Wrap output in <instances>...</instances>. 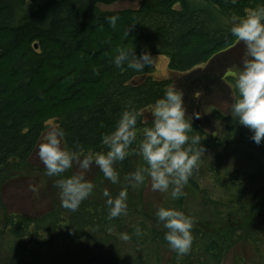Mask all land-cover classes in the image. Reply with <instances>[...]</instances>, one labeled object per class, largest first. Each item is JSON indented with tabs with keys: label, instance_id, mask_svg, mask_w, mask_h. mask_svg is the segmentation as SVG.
<instances>
[{
	"label": "trees",
	"instance_id": "1",
	"mask_svg": "<svg viewBox=\"0 0 264 264\" xmlns=\"http://www.w3.org/2000/svg\"><path fill=\"white\" fill-rule=\"evenodd\" d=\"M118 1L0 0V188L31 168L50 120L63 128L69 148L80 145L93 151L106 150L101 136L114 128L126 107L143 109L144 120L151 124L148 115L154 101L167 86H180L171 76H154L155 66L143 71L117 69L111 57L118 48H135L137 55L142 51L165 55L171 72L188 74L203 65L210 67L240 43L229 31L233 14L244 15L246 9L264 4V0H142L137 9L99 7ZM177 2L181 9H172ZM113 14L119 16L114 28L105 19ZM93 69L99 75H93ZM225 77L230 86L233 74ZM192 78L197 84L199 77ZM214 115L225 123L220 135L205 131L193 119L194 132L206 138L202 141L206 154L198 168L204 167L206 175L194 171L197 177L192 176L189 185L220 225H193L190 252L177 257L173 251L168 264H224L235 246L250 251L248 258L241 257L243 264H264V186L257 190L253 205L247 203L253 178L264 173V142L254 143L252 132L231 114L215 110ZM234 147L253 156L254 171L238 172L209 160V155ZM134 156V161L127 157L121 165L143 163ZM106 199L87 198L74 212L55 206L41 215L9 214L0 238H9L5 245L15 252L18 264H49L48 256L57 252L63 254L51 264H162L170 248L164 241L166 231L156 227L155 218L127 201L128 214L109 220ZM182 200H174L175 206ZM137 225L140 236L133 235ZM121 233H128L130 240L121 241Z\"/></svg>",
	"mask_w": 264,
	"mask_h": 264
},
{
	"label": "clouds",
	"instance_id": "2",
	"mask_svg": "<svg viewBox=\"0 0 264 264\" xmlns=\"http://www.w3.org/2000/svg\"><path fill=\"white\" fill-rule=\"evenodd\" d=\"M105 19L114 28L119 16L113 14ZM228 23L231 35L244 44L241 67L233 74L230 85L235 89L230 114L252 132V141L259 145L264 142V4L246 9L244 15L233 14ZM124 35H129L128 30ZM155 58L150 51L137 55L135 48L121 47L111 57V63L117 69L126 67L143 71L154 66ZM93 75H99V71L93 69ZM200 94L197 91L194 95L199 97ZM184 96L182 88L175 84L167 86L163 95L150 107V125L144 120L143 109L126 107L114 128L101 136L105 151L85 150L80 145L69 148L64 142L63 128L56 124L47 126L36 154L44 166L45 175L57 177L53 186L58 189L60 206L74 212L93 193L96 185L87 178L93 166L99 169L105 180L113 185L120 183L116 165L131 155L140 157L143 163L123 177L127 185L138 188L147 180L153 192L170 193L171 199H180L184 195V187L206 154L202 143L206 138L202 139L198 132H194L192 123L193 119L200 118L201 113L189 115ZM72 169L75 171L71 175H64ZM28 190L36 192L37 188L30 183ZM102 194L107 198L109 220L128 214L126 187L115 196L107 188ZM155 217L167 230L164 241L168 247L177 257L187 255L194 239L192 228L195 220L180 209L163 205L157 208ZM133 235H141L139 225L134 227ZM130 238L128 233L119 235L124 242Z\"/></svg>",
	"mask_w": 264,
	"mask_h": 264
},
{
	"label": "rangeland",
	"instance_id": "3",
	"mask_svg": "<svg viewBox=\"0 0 264 264\" xmlns=\"http://www.w3.org/2000/svg\"><path fill=\"white\" fill-rule=\"evenodd\" d=\"M25 1L28 4L31 3V0ZM141 1L142 0H121L114 4H100L99 7L102 10L109 11L137 9L139 8ZM243 54V42L235 43L225 55H221L213 60L214 63L210 67L203 65L194 72L188 74L171 72L168 68V57L162 54H157L153 55L156 57L154 62L155 71L153 75L159 79L169 78L170 76L175 79L180 88L184 90V102L187 107V113L192 115L195 112H200V118L194 120L199 123L205 131L220 135L223 133L225 123L223 120L218 119L214 115V112L217 110L224 116L230 115L231 104L233 103L235 96L231 87L227 84L225 76L227 74L230 76V74H234L239 70ZM211 67H214L216 70L214 71V74L211 73ZM193 75L199 77L197 84H191L194 81L192 78ZM139 79L140 78H137L136 80ZM197 91L201 93L199 97H195L194 95ZM148 116L151 117V114ZM216 121L220 123L217 125ZM52 124H56L55 120H50L48 122V126ZM37 151L38 147L31 158L30 162L32 166L30 169L22 170L20 173L15 174V176L1 184V231L4 230V218L9 214H27L29 216H35L43 214L52 207H61L58 189L53 186L57 177H48L45 175V169L36 154ZM209 157V160L217 161L219 165L226 167L227 169H237L238 172L254 171L255 169L253 156L244 148H230V150H225L215 156L212 154L209 155ZM128 158H131L129 159L131 161L136 159L133 155ZM122 162H118L116 165L117 171L120 174L121 182L115 185L105 180L97 167H92L87 174V178L92 180L96 187L88 198L97 200L103 199L104 196L102 193L105 188L109 190L112 196H115L122 188L126 187L128 191L127 201L136 206V208L140 207V209H138L139 212H148V214L152 215L155 218L154 222L157 225L156 227L159 229L167 231L155 217V211L160 205L182 210L185 214L191 216L195 220L194 225L205 223H208V225H211L212 227L220 225L219 218L213 216L207 208L201 206L200 193L194 190L189 183L183 189L184 195L182 196L183 200L180 205L181 207H176L174 200L170 197V193H160L158 191L153 192L150 187V181L146 180L145 183L138 188H132L130 185H127V183L124 182L123 177L134 171L137 164L132 162L130 167L127 168L128 165H121ZM72 171H75V169L69 170L64 173V175H71ZM8 172H5L3 175L6 176ZM195 172H200L199 176L206 175V169L204 167L200 168V171L199 169L195 170ZM196 175L193 174V177L196 178ZM263 179L264 173H261L260 175L258 174L253 178L250 186L251 192L247 194V203L249 206L253 205L255 198L258 197L257 190H260V188L264 186ZM30 183L36 186V192L28 190V185ZM6 240L9 241V238H6V236L0 238V264H18L16 263L18 260L15 252H9L8 247L5 245ZM98 250L103 252L101 246H98ZM172 252L173 250L171 249L166 250L165 259L162 264H168ZM59 253L60 254H58V252L56 254L51 253L46 262L51 264V260H54L57 256L63 254L61 252ZM249 255L250 251L248 249L243 248L242 246H235L227 254L224 264H243L241 257L246 259Z\"/></svg>",
	"mask_w": 264,
	"mask_h": 264
},
{
	"label": "bare ground",
	"instance_id": "4",
	"mask_svg": "<svg viewBox=\"0 0 264 264\" xmlns=\"http://www.w3.org/2000/svg\"><path fill=\"white\" fill-rule=\"evenodd\" d=\"M121 1V0H120ZM114 4V3H113ZM172 9H175V10H180L181 9V4L180 2H177L175 3L173 6H172ZM118 11V10H117Z\"/></svg>",
	"mask_w": 264,
	"mask_h": 264
}]
</instances>
